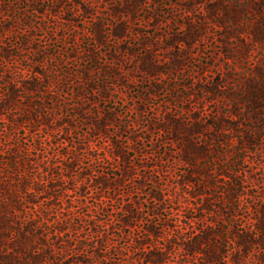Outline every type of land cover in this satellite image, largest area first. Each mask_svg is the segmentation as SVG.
<instances>
[{"label": "trees", "instance_id": "16d2710c", "mask_svg": "<svg viewBox=\"0 0 264 264\" xmlns=\"http://www.w3.org/2000/svg\"><path fill=\"white\" fill-rule=\"evenodd\" d=\"M42 1L35 0L29 7L43 13ZM72 1L79 5L71 8L77 15H95L98 19L90 7L99 6L100 0ZM202 1L170 0L169 8L179 9L185 20L183 32L141 36L136 26L147 20L137 19L136 14L143 0H121L111 12L101 10L106 22L91 21L90 30L83 34L99 45L108 38L117 40L120 45L115 53L123 55L116 59L122 64L110 67L107 74L119 80L120 88L128 89L131 71L122 58L129 62L137 59L136 72L150 82L145 90L153 96L152 88L159 89L156 80L163 72H185V59L205 39L207 23L220 31L221 36L215 42L220 43V53L226 65L231 66L217 67L218 73L198 86L199 98L188 92L179 99L187 102L186 106L176 109L166 106L153 120H146L147 130L162 132L163 143L174 147L175 162L186 169L177 177L173 193L166 196L176 207L170 208L163 221L164 243L135 240L137 249L143 252L139 264H245L249 256L255 264H264V174L258 175L259 170H264V0ZM11 18L7 15L0 20V35L9 32ZM47 21L54 25L50 18ZM166 22L178 24L170 18ZM46 24V21L37 25L25 22L22 41L16 45L18 50L31 45L34 58L13 63L11 58L19 57L2 47L0 124L27 123L32 132L34 122L48 126L53 119L47 103L53 101L56 92L55 72L50 66L54 61L48 64L43 60L34 32L46 30V38L55 40L64 34L62 29L53 30V26L48 30ZM85 51L93 61L92 49ZM167 65L169 69L163 70ZM200 67L197 72H209L208 63H201ZM237 67L244 68L241 74L237 73ZM89 72V69L81 72V77L87 79ZM125 78L127 82H123ZM189 84L184 80L181 86L189 91ZM36 95L38 99L34 100ZM55 101L59 105L60 98ZM220 104L225 112L214 109ZM135 111L144 112L141 107ZM16 112H20L19 116H15ZM107 115L100 114L95 127L100 129ZM2 133L4 130L0 129ZM23 140L20 134L0 138V264H86L81 257L91 255V251L85 240H79L80 230L95 234L92 247L96 251L103 246L101 228L107 219L90 216L84 211L86 203L78 207L57 206L55 199L63 193L55 182L66 177L62 163L56 162L57 154H53L46 157L41 169V160L37 158L41 143L27 144ZM113 148L109 157H119L128 166L131 162L128 155L116 144ZM54 169L60 170L55 177ZM151 195L159 201L164 199L160 190ZM118 220L130 226L128 218ZM146 230L153 233L155 227L151 225Z\"/></svg>", "mask_w": 264, "mask_h": 264}, {"label": "rangeland", "instance_id": "374dc122", "mask_svg": "<svg viewBox=\"0 0 264 264\" xmlns=\"http://www.w3.org/2000/svg\"><path fill=\"white\" fill-rule=\"evenodd\" d=\"M171 1L180 3V0ZM99 2L96 8L90 7L98 15L96 19L95 15H77L71 9L75 5L72 0H65L61 4L60 0H43L40 6L44 9L43 13L29 7L35 0H0V20L7 15L12 17L9 32L0 35V52L5 47L10 54L18 56L19 59L11 58L13 63H23L34 58L29 49L31 45L21 50L16 47L22 41L21 33L26 30L25 22L37 25L38 22L46 21L48 30H52L50 27L53 26V30L62 29L64 34L63 38L55 40L46 38V30L34 32L38 40L35 42L43 52V60L48 64L54 61L50 66L55 72L56 92L52 96L53 101L47 103L53 119L48 126L34 122L36 125L32 132L27 123L24 126L0 124V129L4 130L0 138H15L20 134L27 144L40 142L37 158L41 160V169L44 168L43 161L47 156L57 154L55 160L62 163L60 166L66 177L55 182L56 188L63 194L54 203L60 208L70 204L78 207L86 203L84 211L90 216L97 220L107 219L101 228L104 230L103 246L96 251L92 247L95 246V234L80 230L79 240H85L91 251V255L81 257L86 264H139L143 252L137 249L135 240L164 243L162 238L166 232L162 230V224L170 214V208L176 207V203L167 200L166 196L173 193L177 177L186 169L175 162L173 145L163 143L164 134L154 129L147 130L146 120H153L166 110V106L172 109L186 106L187 102L182 103L179 99L188 92L195 93L199 98L201 94L198 86L217 74V67L227 69L231 66L226 65V60L220 53V43L215 42L221 36L220 31H216L217 28L213 30L214 27L207 23L205 39L201 40L191 57L185 59V72H163L164 75L158 76L156 80L159 89L152 88L155 96L145 90L150 82L143 74L136 72L137 59L129 62L122 58L123 63L127 62L126 66L130 67L131 77L127 78L132 80L128 81V89L120 88L119 80L107 74L110 67L122 64L116 58L121 59L123 54L115 53L120 44L117 40L108 38L103 45H99L91 38L83 37L90 30L91 21L106 22L105 17L100 14L101 10L111 12V8L119 5L121 0ZM168 4L170 0H143L136 14L137 19L147 20L146 23L140 21L141 24L136 26L141 36L143 33L165 36L167 32L184 31L185 20L179 15V9L171 10ZM75 6L79 8L78 4ZM49 18L54 21V25L47 21ZM158 18L161 21L157 22ZM166 18L174 19L178 24H169ZM107 20L110 21L109 18ZM74 37L76 39L73 40ZM87 48L92 49L93 61H90V54L85 51ZM55 58L57 59L54 60ZM57 60L62 62L58 64ZM201 63H208L209 72L196 71L201 68ZM88 69L89 77L82 78L81 72H87ZM166 69H169L168 65L163 70ZM243 69L237 67V73L241 74ZM127 78L123 82H127ZM184 80L190 82L187 87L189 91L181 86ZM3 88L6 90V87ZM99 93L108 97L103 98ZM38 96L33 99H38ZM143 96L149 98L139 99ZM56 98H60L59 105ZM138 107L143 108L144 112L135 111ZM215 107L219 113L225 112L221 104ZM19 114L20 112H16L15 116ZM100 114L108 115L103 117V125L98 129L95 122L100 121ZM115 144L128 155L131 161L128 166L119 157H109ZM262 157L264 159V150ZM251 161L252 164L255 163L254 160ZM63 163L72 167L65 168ZM58 171L60 170L54 169L52 175L55 177ZM262 174L264 170H259L258 175ZM159 190L164 196L160 201L151 195ZM122 217L128 218L130 226L123 225L118 220ZM151 225L155 227L153 233L146 230ZM245 264H255L252 256L248 257Z\"/></svg>", "mask_w": 264, "mask_h": 264}]
</instances>
